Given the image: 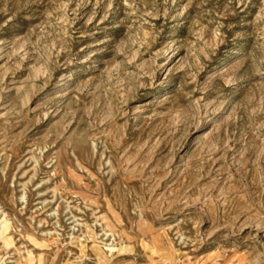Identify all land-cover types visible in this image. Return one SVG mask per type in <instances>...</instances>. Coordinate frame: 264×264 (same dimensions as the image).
<instances>
[{
  "label": "rangeland",
  "instance_id": "obj_1",
  "mask_svg": "<svg viewBox=\"0 0 264 264\" xmlns=\"http://www.w3.org/2000/svg\"><path fill=\"white\" fill-rule=\"evenodd\" d=\"M0 264H264V0H0Z\"/></svg>",
  "mask_w": 264,
  "mask_h": 264
}]
</instances>
